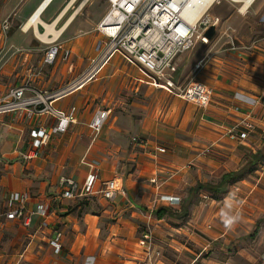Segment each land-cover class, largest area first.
I'll use <instances>...</instances> for the list:
<instances>
[{
  "label": "crops",
  "instance_id": "crops-1",
  "mask_svg": "<svg viewBox=\"0 0 264 264\" xmlns=\"http://www.w3.org/2000/svg\"><path fill=\"white\" fill-rule=\"evenodd\" d=\"M42 1L29 2L21 15L26 19L25 22ZM70 1L53 0L43 14V20L50 25L56 22L55 27L61 30L84 0L76 9L75 6L80 0H75L64 16L60 17ZM72 9H75V12L73 11L60 26ZM70 25L64 32L71 27ZM38 31L44 33L46 28L38 25ZM59 39L56 40V44L62 46L57 43ZM40 42L43 43L42 40ZM65 49L71 50L73 55V48L65 47L63 51ZM254 49L248 55L243 54L242 64L237 65L232 73H223V69L226 68L220 66L219 69L218 65L213 63L206 67L209 72L205 73L207 74L205 82L213 90L212 103L207 109L188 103L190 105L185 109L186 117L182 121L186 132L184 136L180 133L167 135L166 130L158 124L159 119H153L152 121L156 122L147 132L131 136L144 137L150 141L144 148L131 146L135 150L131 155H128L126 143L121 145L122 133L114 118L108 122L110 134L107 136L103 135L105 134L103 128L98 135L92 132L91 142L85 144L78 140L77 136L65 137L67 132L52 135L48 144L41 148L40 155L28 161L26 156L33 149L31 131L44 128L50 132L57 121L49 114L29 117L27 111L4 114L11 118L18 115L26 117L24 123L28 131L25 151L19 154L15 151V157L30 165L31 162L40 160L39 167L32 165L27 170L33 167L37 169L35 172L37 174L44 172L43 176L39 177L45 179L44 183L37 184L28 181L27 179L36 178L38 175L35 176L34 172L27 174L24 168L18 167L19 165L14 166L9 177L10 191L5 198V210L0 212L3 223L0 230L14 222L32 231L28 236L27 246L16 264H20L27 253H33L35 247L33 245L37 239L46 242L54 257L59 258L54 264H88V259L91 260L89 264H148L144 250L139 246V234L141 236L148 229L153 231L157 245L163 248V257L157 264H178L170 258L171 255L181 260L189 258L187 264H238L235 262L237 257L245 259L247 263L257 264V250H260L259 257L263 248L261 235L264 232V47L254 46ZM96 56L97 51L89 59L83 74ZM27 57L28 55L25 59ZM183 59L182 54L176 60L178 67L176 81L180 86L182 84L179 79V63L183 62ZM200 63L203 68L202 62ZM221 74L243 75L238 77L239 84L229 85L228 80ZM100 75L85 84L82 89L53 101V107L65 113L72 107L78 109L77 122L72 124L70 129L85 115L82 111L89 102L86 95L75 94H82L87 87L99 80ZM19 85L0 88V98ZM74 97L80 103L65 108L64 101ZM179 105L182 106V103ZM104 107L109 108L112 115L113 109L110 106L97 105L95 111ZM1 116L3 115H0V118ZM247 116H250L254 124L249 138L244 142L229 140L225 135L226 130ZM157 146L166 148L167 154H158L155 150ZM61 147L64 148L58 151ZM207 148H211V153H206ZM91 150L92 155H99L102 158V168L99 169L93 195L86 198L64 199L63 179H71L79 183V186H83L87 180L90 170L86 172L82 169L79 161L83 159L84 162ZM75 153L81 155L77 162L74 159ZM126 159L133 161L140 169V176L136 180L132 174L126 175L127 165L123 162ZM238 173L243 175L234 184L240 188L237 198L206 200L204 196H210L206 188L190 194V190L198 185H217L225 175ZM156 178L158 183H152ZM110 179L120 180L127 195L116 194L112 201L103 199L99 194L101 183ZM16 193L24 198L21 203L11 202L12 196ZM162 195L179 197L180 206L171 207L168 203L159 201ZM140 204H145L148 211L140 209ZM19 206L25 208L24 217L8 220L7 212ZM41 208H47L45 216L40 214ZM153 209L155 213L165 209L173 215L170 217L164 214L159 218L154 213L151 218ZM59 225L63 227L60 228ZM58 232L62 233V249L60 254H55L50 242ZM38 234L40 238H37ZM204 253H210V258L203 257ZM219 256L222 257L217 260Z\"/></svg>",
  "mask_w": 264,
  "mask_h": 264
},
{
  "label": "rangeland",
  "instance_id": "rangeland-1",
  "mask_svg": "<svg viewBox=\"0 0 264 264\" xmlns=\"http://www.w3.org/2000/svg\"><path fill=\"white\" fill-rule=\"evenodd\" d=\"M30 1L0 0V88L6 89L19 84H31L40 90L55 92L81 76L88 66L89 59L95 55L98 42L102 39L96 31V27L109 10V0H89L90 2H87L88 5L84 6L85 9L82 8L83 11L80 10L82 12L76 17L74 24L70 25L71 27L57 42L63 48H73V55L68 60H64L62 51L52 65L45 63L46 54L52 47V43L43 42V44L40 42L35 36L33 28L24 31L23 26L26 19L21 15ZM81 1L76 4L75 9ZM255 3L257 4H254V8L246 14L240 13L242 6L230 0H222V4H217L210 10V16L219 18L220 24L208 44L198 42L191 52L183 54V62L179 63V79L182 88L191 82H201L210 88V85L205 82L207 78L205 73L209 72L207 66H210L211 63L217 64L219 69L220 66L226 68L223 69V73H232L237 65L242 64L243 56L255 50L254 46L264 47V0ZM75 9L70 10L60 26L73 11L75 12ZM27 55L28 57L25 59ZM200 62L204 67L197 69L196 65ZM215 67L217 66L215 65ZM242 75L221 74L228 80L229 85L239 84L238 77L240 78ZM140 79L150 81L136 67L119 58L113 60L102 71L98 81L87 87L82 94H75L86 95V100L89 102L82 111L85 115L80 118L77 125L68 130L65 137L67 135L77 136L78 140L80 139L85 144L90 143L92 132H90L88 124L93 118L97 105L112 107V118L108 122L116 118V124L122 133L120 134L121 145L126 143L128 155H131L134 150L132 148L134 146L130 145L131 136L143 135L144 132H147L156 122L152 121L153 119H159L158 124L166 130L167 135L180 133L184 136L186 132L182 121L186 117L185 109L190 104L166 94L167 92L163 90L140 82ZM79 103L80 101L74 97L66 99L64 106L69 108L71 105ZM180 103L182 106L179 105ZM25 118L19 115L16 118L6 115L0 118V212L5 210V198L10 191L8 181L14 166L19 165L18 167L24 168L27 174H33L37 170L30 167L28 171L29 166L37 165L39 167L40 160L31 162L30 165V163L24 164L15 157V151H18V154L25 151L28 131L24 123ZM108 122L104 126V136L110 134ZM62 148L64 147L58 148V151H61ZM92 150L87 154L84 162L83 159L79 161L80 153L74 155L75 162L78 160L79 166L86 172L90 170L86 165L88 163L96 162L98 168H102L101 156L92 155ZM123 162L127 165L126 175L132 174L135 177L134 180L139 178L140 169L136 167L137 165L128 159ZM43 174L44 172L35 173V176L38 175V177L27 180L36 184L44 183L45 179L40 178ZM139 208L145 212L148 211L145 204H140ZM59 227L63 226L59 225ZM30 233H32L31 230L14 222L0 230V264H16L27 246ZM141 236L139 234V238ZM37 238H40V234ZM37 240L33 245L35 246L33 253H27L20 264H54L56 260H59L54 257L46 242ZM259 252L260 250H257L256 258H258ZM210 255V253H204L203 257L210 258ZM221 257L219 256L217 260ZM170 258L177 261L178 264H187L189 261V258L181 260L172 255ZM90 261L88 259V264ZM235 262L250 264L240 257H237Z\"/></svg>",
  "mask_w": 264,
  "mask_h": 264
},
{
  "label": "built area",
  "instance_id": "built-area-1",
  "mask_svg": "<svg viewBox=\"0 0 264 264\" xmlns=\"http://www.w3.org/2000/svg\"><path fill=\"white\" fill-rule=\"evenodd\" d=\"M218 0H109V10L97 27V32L102 37L97 45V55L91 62L88 70L73 83L55 92L42 91L31 84H22L10 89L0 98V115L17 111H27L29 117L43 114L51 115L56 125L49 131L44 128L31 131L33 139L32 150L26 158L31 161L40 155L42 147L48 144L52 135L68 132L70 126L77 122L78 109L72 107L69 111L57 110L53 107V101L68 94L82 89L85 84L95 80L102 71L115 58L136 67L144 77L150 81L139 80L157 89L163 90L170 95H175L183 101L197 105L199 108L207 109L212 103L213 90L201 82H191L184 88L177 84L176 75L178 67L177 58L194 49L198 42L208 44L207 30L218 27L219 18L207 15L211 6ZM193 14L195 21L190 19ZM52 44L45 57V63L52 65L59 53L63 51L62 46ZM72 51L65 49L63 59L68 60ZM201 68V63L197 69ZM91 118L88 128L93 134L98 135L110 120L111 110L109 108L97 109ZM254 124L250 116L236 123L226 130V137L231 141H246ZM149 139L133 136L131 143L134 146L144 148L149 144ZM161 155L167 154V149L161 146L155 148ZM206 153H211L207 148ZM90 173L83 186L71 179H63L62 184L65 191L64 199L86 198L94 193L95 184L98 181L99 168L96 162L86 164ZM117 179H110L101 183L99 194L107 201L114 200L116 194L126 196L127 193ZM158 183L157 178L153 180ZM240 188L232 185L228 188L223 198H237ZM206 200L211 196L205 195ZM24 200L20 194L12 196L11 202L21 203ZM214 200V199H213ZM159 201L166 202L171 207L181 204V199L176 196L162 195ZM22 206L16 207L6 214L8 220L22 219L24 217ZM155 209V208H154ZM150 214L153 217L155 210ZM47 208H41L40 214L46 215ZM0 219V227L2 226ZM262 252L257 264H264V232H262ZM62 233L58 232L50 242L55 254H60L62 249ZM139 246L144 250L148 264H157L163 257L162 246H158L153 231L148 229L139 239ZM210 248V246L208 247ZM207 250V248H206Z\"/></svg>",
  "mask_w": 264,
  "mask_h": 264
},
{
  "label": "bare ground",
  "instance_id": "bare-ground-1",
  "mask_svg": "<svg viewBox=\"0 0 264 264\" xmlns=\"http://www.w3.org/2000/svg\"><path fill=\"white\" fill-rule=\"evenodd\" d=\"M53 0H43L39 6L33 11V13L30 15V17L28 18V20L25 22L23 28L24 31H29L31 28H33V30L35 31L36 36L42 40L45 43H54V41H56L57 39H59V37L62 35V33L66 30V28L72 24L71 22L75 19V17L77 16V14L80 12V10L85 6V4L88 2V0H84L83 3L81 4V6L79 7V9L68 19V21L64 24V26L61 28V30H57V28L55 27L56 22L53 23V25L48 24L47 22H45L42 18L43 14L45 13L46 9L48 8V6H50L51 2ZM236 4H239L241 7L240 13H247L248 9L251 6H254L253 3L257 2L258 0H230ZM75 3V0H71L69 2V4L66 6V8H64V10L61 13V16H64L66 10H68L73 4ZM217 4H222V0H218V2L214 3L211 8L208 10L207 15L210 16L209 12L212 8L215 7V5ZM190 19L195 21L197 18H195V16L193 14L190 15ZM56 21V20H55ZM38 25H43L44 28H46V31L43 32H39L38 31ZM40 27V26H39ZM52 36L53 39L50 37Z\"/></svg>",
  "mask_w": 264,
  "mask_h": 264
},
{
  "label": "trees",
  "instance_id": "trees-1",
  "mask_svg": "<svg viewBox=\"0 0 264 264\" xmlns=\"http://www.w3.org/2000/svg\"><path fill=\"white\" fill-rule=\"evenodd\" d=\"M257 158H259V156ZM242 175H243L242 173L227 174L221 179L219 184H217V185H206V186L198 185L194 189L190 190V194L193 195L198 190H200L202 188H206V190L210 193V196L212 199L222 200L223 196L227 193L228 188L230 186L234 185L236 180L238 178H240ZM221 194H222V196H221ZM164 214H167L170 217H172V215H173L171 213H168V211L165 209H160L155 213V216L160 218V217L164 216Z\"/></svg>",
  "mask_w": 264,
  "mask_h": 264
},
{
  "label": "water",
  "instance_id": "water-1",
  "mask_svg": "<svg viewBox=\"0 0 264 264\" xmlns=\"http://www.w3.org/2000/svg\"><path fill=\"white\" fill-rule=\"evenodd\" d=\"M215 31H216V27L211 26V27L207 30V32H206V36L211 40V38H212L213 34L215 33Z\"/></svg>",
  "mask_w": 264,
  "mask_h": 264
}]
</instances>
